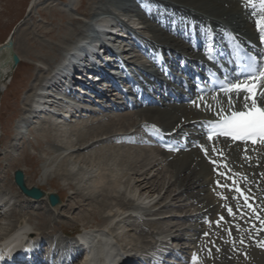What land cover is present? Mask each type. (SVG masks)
<instances>
[{
    "label": "rangeland",
    "instance_id": "374dc122",
    "mask_svg": "<svg viewBox=\"0 0 264 264\" xmlns=\"http://www.w3.org/2000/svg\"><path fill=\"white\" fill-rule=\"evenodd\" d=\"M118 5L125 7L130 13H124L123 10L118 8ZM31 6H33L32 9H30ZM104 13L117 15L127 26L134 29L138 27L139 29H136L138 34L144 36L152 43L154 41L153 36L157 33L155 31L161 28L160 21L166 20L167 23H173L171 20L177 18L187 21V17L185 18L184 14L176 8L163 6L157 0H0V44L5 42L15 27L18 26L14 34L15 49L22 58V62L18 68L4 80L3 88L0 89V191L2 193H8L3 190L10 191L19 200V203H11L8 210L7 208L3 209L6 215L0 214V235L4 232L3 229H7L10 223H16L18 219L19 221L23 220L28 223L32 231L41 234L43 237L44 235L48 237L53 233L61 236L59 237L60 242V240H64L62 237L63 232L75 234L85 229L99 228L104 221L113 217L112 215L119 211L114 206L115 204L117 205L119 204L118 202L124 201L121 205L119 204L120 209L129 200L127 195H122L124 192L119 195L123 196V198L118 196L117 199L115 195L112 196L109 193L105 195L103 190L102 192H97L98 190H96L92 195L95 198H90L87 195L90 192L87 182L98 175L99 169L98 171L96 169L98 161L94 163L92 169L85 168L88 169V172L84 170L87 172L84 178L78 174V170L80 171V167L84 165L82 157H91L90 154L96 157V155H99L98 148L103 145L118 147L119 149L129 146L144 148L145 146L115 145L111 140L110 143L113 145H110L105 144L107 141L100 142L101 139H106L105 137H100L101 139L97 138L90 141L89 145H94L89 147V149L87 148L88 145L85 146V149L84 146L77 145L68 149L64 154L58 155L60 152H55V149L63 148L65 150L66 145L59 138H56L57 136L55 137V133L63 132V128L69 129L73 124L78 122L85 124L87 128L93 131H96V126L102 123L105 124V122L116 124H111V126H119L122 124L121 120H117L119 114L131 113L134 115L135 113V117H139L141 111L146 108L118 113L111 107L107 110L100 109L95 104H91V102L88 104L87 102L86 104L81 102L77 104L78 106H72L71 108L64 106L63 101L58 104L53 102L52 99L56 100V98H52L53 96H49L48 93L58 96L60 91L48 82L46 84L52 88L49 87L46 90L47 93H45L44 99L51 100L55 108L61 106V111L62 108L66 107L74 108L78 111L77 115L75 118L72 117V120H67L61 118V116H54L52 114L50 116L46 112H41L36 113L37 115L34 118L31 117L26 123L22 121V116L27 111L26 109L30 108L28 105L31 99L36 96L41 81L48 75L51 71L50 69L60 61L66 44L72 42L78 35L83 33L86 22H89L93 16L103 15ZM103 35L105 36V33ZM117 41L120 42V39H117ZM125 43H129L130 47H132L131 42ZM129 54L131 56H139L138 61L140 65L146 64L145 62L141 63V57L136 50L131 51ZM53 88L57 91H54ZM111 99H114V95L111 96ZM99 101L106 107L108 106L105 100L100 99ZM85 110H88V112ZM29 112H31L30 109ZM28 115L33 116L34 113L31 112ZM135 117H130L129 125H133L139 121ZM49 120L58 128L54 127L51 129L52 127L48 125ZM151 120L154 119L151 118ZM181 121L183 120L181 119ZM181 121H175L173 126H179V124L183 123ZM132 125L128 129L129 131L133 130ZM126 126H128V123ZM161 126L169 128V130L172 129L167 126ZM54 129L55 132H53ZM137 129V131L141 132V128ZM117 132L125 131H114L108 136L110 137ZM70 137L71 140H76V137L73 135ZM160 156H158L160 159L157 157L154 159L155 161L153 159L149 161L153 165L143 168L141 180L143 184L141 186H138L136 179H134L135 181L132 180L133 187L131 186V188H137L139 191L138 197L141 196L140 202L143 204V207L140 208L141 212H134L130 209L128 213H120L121 215L115 218L112 225L108 229H105L113 235L115 230L118 229L115 236L116 240L120 242V246L122 244L126 245L128 247L126 250L130 253L137 252L140 249L138 247H142L141 249L143 250L145 249L144 247L152 246V240L158 231L168 232L167 236L171 238L175 237L177 240L174 242L175 246L195 247L197 236H201L204 230L199 231L197 229L195 217L189 218V214L196 215L199 211L198 208L200 207L201 209L199 205V203L201 204L200 198L198 200L192 199L188 192L190 189H187L184 185H180L179 182H175V178L176 181L179 180L177 179V171L181 169L180 165L176 167L167 165L166 161H162L165 159L163 158L164 156L162 154ZM176 157L174 155L173 158ZM65 160L68 161L69 166L67 173L65 167L62 166V161ZM131 167H135L134 162H132ZM16 169H23L26 172V176L32 186L36 185L46 190L52 187L54 188L53 191L57 190L56 192L64 199L65 205L73 204V209L69 211L61 210L63 204L58 208L52 209L48 202L46 204L41 203V201L24 200V198L18 196L20 192L14 184L13 177V172ZM128 171L127 176L135 178V171ZM184 171L188 174L192 173V169L187 170V168H184ZM65 173L68 176H65ZM208 187L206 193L211 194L209 190L210 186L208 185ZM86 197L89 200H86ZM103 199L105 201L101 203ZM132 199L134 200L135 198ZM77 202H85V205L83 206L81 203L82 206L79 209L78 205H76ZM143 212L145 213L142 214L144 215L142 218H125L129 214L139 215ZM149 214L152 215L148 216ZM93 218L97 219V221L94 222ZM4 220H6V223ZM7 221L10 223H7ZM89 221L93 223V226L88 225L87 222ZM162 237L165 239L164 236ZM66 246L65 244L60 246V248L66 249L64 250L65 252H68L65 254H74V248ZM68 247L69 249H67ZM204 256L205 254L203 253ZM217 261L223 262L221 259ZM222 262L221 264H223ZM239 263L241 261L236 264Z\"/></svg>",
    "mask_w": 264,
    "mask_h": 264
},
{
    "label": "bare ground",
    "instance_id": "6f19581e",
    "mask_svg": "<svg viewBox=\"0 0 264 264\" xmlns=\"http://www.w3.org/2000/svg\"><path fill=\"white\" fill-rule=\"evenodd\" d=\"M157 1L161 2L163 6H172L176 8L179 12L184 14L183 16H185V18L187 17V21L185 22L179 20L180 18L171 20L173 22L177 21L180 24L183 23L180 28H184L186 25V27H188L187 29L189 30L202 31V30H206V28L210 29L211 27H213L217 29L218 32L220 31L221 33H223V31L226 30L227 31L226 37L227 35L229 36L232 33L231 31H233L245 37L247 40L251 42V44L253 43L254 45L255 44H257L258 46L260 45L259 39L261 38V33L257 29L256 20L259 19L261 16H264V12H262L260 9L259 0H254V2L253 0H157ZM93 20L96 23L97 27L99 28L113 27L112 24L114 23V20L112 18L97 17V18H93ZM199 21H201L200 24L198 23ZM193 22L198 23L196 24V28L192 27L194 25ZM84 28L87 31H89L91 27L90 25L88 26L86 25L84 26ZM155 32L157 33H155L153 36L154 42L156 45H159V47H161L162 49H164L165 47L167 48L181 47L186 50L188 48L184 38L175 39L170 34L172 32V29L163 30L162 28H160L157 29ZM103 33L105 32L103 31ZM85 37L86 36H82V37L77 36L75 38V41L66 44L64 50H66V52L69 53L72 51L75 55L84 57L86 51L82 50L83 45L81 44L85 43L83 42ZM103 37L107 39V36L103 35ZM110 41L111 42H109V44L113 46V48L117 50H121L120 52L122 51L124 52L126 49L130 48L129 43H125V41H121V40L120 42L115 41L116 43H113L111 39ZM10 54H11V50L9 48H5L0 52V88H2V85H4L3 77L5 76L6 73L9 72L10 69V63H11V61H9ZM129 56L131 55L129 54ZM140 57L142 58L141 55ZM138 60L139 58H137V61ZM68 62L69 60L67 59L65 62H62V66L60 67L58 66L59 69L58 73L56 72V74H53V71L51 70L48 73V75L43 78V80L39 85L36 96H34L33 99H31V102L29 103L30 108L28 107L27 111L22 116L23 122L26 123L28 119H30L32 115L30 116L28 114H30L31 112H33L34 113L33 116H35V114L38 113L36 110H43L42 112H46L45 110L47 108H51L55 112L60 111L61 113L65 114L61 116V118L68 120L67 118L68 115L70 117L75 118V116H73L74 115L73 113H75L77 110L71 108L72 106H76L78 103H81L83 101L81 100L80 97H73L71 94L67 92L69 88L71 89L72 87H74L73 82L71 81L74 72L72 71V75H68L67 71L66 70L64 71L62 69L65 63L67 64ZM80 69H82L83 72H86L85 68H80ZM112 75L116 76V78L119 79L117 72H112ZM66 76H67V83H62L61 85L62 82L61 80L65 79ZM48 82L49 84H53L56 87V89L60 91V93H58L59 94L58 96L48 93L49 96H53L52 98L54 97L56 98V100L52 99L53 102L54 103L56 102L58 104L59 102L63 101L64 106H69L71 108L68 107L62 108L61 111L60 109L61 106L55 108L54 103H52L51 100L44 99L45 93H47L46 90L49 87H51L48 84H46ZM99 85L101 87L105 86L101 84ZM58 86H60L61 90L58 88ZM56 89L53 88L54 91H57ZM215 107L216 109H212L213 112L214 111L219 112L223 108V107L222 108L219 107L218 105ZM29 109L31 110V112H29ZM53 111L51 113H47V112L46 113L49 114L50 116L51 114L54 116H58L56 113H53ZM213 114L214 113L204 114L199 112L197 109L189 106H180V107L171 106V107H162V108L147 107L145 110L141 111V115L139 117H135L136 116L135 113L134 115H132L131 113L119 114L118 115L119 118H117V120L119 119L122 121V124L119 126H111V124L113 123H109V122L107 123L104 121L105 124L104 123L99 124V126H96V131H93L92 129L87 128L85 124H81L78 122L76 124H73L69 129L63 128L64 130V131L62 130L63 132L55 133V137L57 136L56 138H59V140L66 145L65 150L63 148L56 147L57 149H55V152H60V154L58 155H62L68 149L72 147H76L77 145L84 146V149L85 146L88 145L87 148L89 149V147H92L94 145V144L89 145L90 141H93L94 139L100 137L104 138V136L109 137L108 135L114 131L127 132V130L130 129L132 125V124L129 125L130 117L133 118L135 117L137 120H139L137 123L132 125L133 127L134 126L137 127L141 124L140 118L148 121H150V119L153 118L154 120H151L150 122L156 125L159 124L170 127L172 128L171 130H173L174 122L178 120L181 121L182 117H186V120H184L185 122H183L184 124L187 121L190 124L195 123L196 125L198 124V121L196 120H199L201 118L204 119L206 117H211ZM127 123L128 126H126ZM48 125L49 127H52L51 129L57 127L53 124L51 120H49ZM167 130H169V128ZM53 132H55V129ZM72 135L76 137V140H71L70 136ZM102 141L103 142L107 141V143L105 144H110V145L112 144L110 143L111 141L108 138L107 140L101 139L100 142ZM203 145L208 147V144L206 143H203ZM233 150H234L233 154L227 153L225 154V157L223 159L217 157L215 153L211 151H209L207 155H204L203 153L198 152L199 149L193 150L189 153L178 154L176 155L177 156L176 158H173L175 154L164 152L161 149H159L156 145L145 146L144 148L129 146L126 148L122 147L121 149H119L118 147L103 145L102 147L98 148L99 155H96V157L92 156V154H90L91 157L90 156L82 157L84 165L80 167V171L78 170V174L82 175L83 178L87 175L85 173L88 172V169L89 168L92 169L94 163L98 161L96 165L97 167L96 169L97 171L99 169V172L97 176L89 179V181L87 182L90 189V192L87 195L90 198H92L93 192H95L96 190H98L97 192L99 191L102 192L103 190V192H105V195L109 193V195L112 196L115 195V197L118 199L120 193L124 192L122 195L124 196L127 195L129 200L128 201L125 200L126 202L122 205L120 209L119 207L121 203H123L124 201L122 200L123 202L121 203L118 202L120 205L115 204L114 206H116L118 208L117 210L119 211L114 213V215H112L113 217H110L106 221H104V223L101 224L99 228H91L84 230L83 234L79 235V239L75 238V239L66 240L62 236L64 240H60V242H59L60 239L59 237L61 236L55 235V233H53L54 235L52 234V236L53 238H55L53 242L56 240L57 243L55 242V245L59 247L64 244L67 246L69 245V247L74 248V251L81 248V243L85 242L88 248L85 251V254H83V258H82L83 261L81 260V264H102L104 262L108 264H124V262H126L131 255V253L126 250L128 249V247H126V245L124 246L123 244L122 247L120 246V242H117L116 240L117 238L115 236L116 233L118 232V229L115 230L114 235L105 229H108L112 225L115 218L121 215L120 213L123 214L128 213L130 209L131 211L134 212H141L140 208L143 207V204L140 202L141 196L138 197L139 191L137 188L136 189L131 188V186L133 187L132 180L135 181L134 179H136L138 186H141L143 184V181H141L143 168L145 166L153 165V163L150 164L149 161H151L152 159L153 160L156 159L158 156L162 154L164 156L163 158H165L164 160H162L163 162L166 161L167 165H170L172 167H176L177 165H180V168L182 169V170L178 169L177 179L179 180L176 181L175 178V182H179L180 185H184L187 189H190L188 191L184 187V189L189 192V195L191 196L192 199L198 200V198H200L199 200H201V204L199 203V205H201V209L199 207L198 210L202 212L200 216L197 218V221L199 222L202 221V222L199 223V227L203 228L204 222L208 219H213V220L218 219L219 221L218 224H214L213 226L209 227L206 230L204 229L207 235H205V237L201 241L202 242L200 249L201 253L199 252L202 260L204 259L205 263H211L212 261H216V264H221L222 261H217L219 259L223 260L222 262L223 264H233L234 261H236L234 264L240 261L241 263L239 264H264V249L261 243L254 241L253 244L249 245L248 248H245L237 242V240L243 239L248 243H252L254 238H258L259 236H262V238H264V232L262 231V227L264 226V221H263L264 220V155L254 154L253 152H251L248 153L249 155H247L248 156L247 157L240 154V151H237L235 149ZM180 155L182 156L180 157ZM160 157H158V159H160ZM226 158H229L227 163H223L222 165L218 164V161L224 162ZM132 162H134L135 164L134 168L131 167ZM231 164L234 166V171L237 173L236 179L244 181V184L248 183L250 189L257 195V197H259L258 208L256 213L260 212L262 214V218L260 219L254 218L252 215L254 213L251 214V212H248V210L236 198L235 194L231 193L227 189H223L220 186L216 185L214 179L220 180V183L222 185L224 184L226 185L227 183H232L231 181H227L226 183V181L222 180L221 177L216 175L214 170L215 168L221 169L222 167H226V165L230 166ZM192 165L193 167H191ZM62 166L65 167V171L67 173V171H69L68 161L66 160L62 161ZM184 168H187V170L192 169V173L188 174L186 171H184ZM84 170L87 172H85ZM128 170L135 171L136 173L135 178L131 176L130 177L127 176L129 173ZM66 173L64 175L68 176V174ZM241 174H243V178H241ZM26 182L28 186H32L27 176H26ZM208 185L210 186L209 190L211 194L206 193L208 190L207 189ZM193 187L195 188L191 189ZM53 190L54 188L50 187L49 190L46 191L47 192L57 191L56 189H55L56 191ZM3 191L8 193H2L0 191V209H2V211H0V214L1 213L5 214V210L3 209L7 208L8 210V207L11 203L14 204L19 203V200L15 198L14 194H12L10 191L7 190H3ZM19 192L21 195L19 194L18 196H21L22 198H24V200L33 201L32 198L26 196L21 191ZM119 197L123 198V196L122 197L119 196ZM132 198L135 199L133 200ZM86 200H89V198H87ZM40 201L41 203L47 204L46 197L41 198ZM104 201L105 199H103L101 203ZM81 203L82 202L76 203L79 209L81 208L82 204L83 206L85 205L84 204L85 202H83L82 204ZM72 206L74 205L73 204L65 205V201H64L61 210L69 211L70 209H73ZM228 207L232 208L233 215H229ZM130 217L131 216L128 215L125 216V218L127 219ZM221 217H223L222 220L220 219ZM93 219L94 222L97 221V219L95 218ZM4 221L6 223V220ZM9 221L12 222V220ZM89 222H87L88 225L93 226V223L90 222L89 224ZM7 223L10 222L7 221ZM19 223L20 221L18 219L16 220V223H13L14 225L10 223L9 227L7 229L6 228L3 229L4 232L0 235L1 236L0 241H2V244L5 247V251L9 253V255L11 254L15 255L16 253H18L17 250L24 242H26V240L28 239L27 235L29 234V232L32 231L28 223L25 222L22 228H19ZM59 234L61 235V233ZM159 234L165 237L167 236L168 232L162 231L161 233L159 232ZM35 235H37V238L43 237L41 234L40 235L35 234ZM231 235H235L237 240L236 239L230 240ZM166 238L172 239L173 237L171 238L167 236ZM51 246H53V244ZM69 247L67 249H69ZM150 249L155 253L157 252L156 247L154 248L151 247ZM248 249H250L251 255L246 254L245 257H243V255H241L240 252ZM31 250L34 251L35 246L32 245ZM203 253L205 254L204 257H203ZM68 255L70 256L74 254L69 253ZM140 255L141 256L143 255L142 256L143 258L144 256H146L145 254H140ZM136 259H139L138 255H136ZM52 264H54V262ZM134 264H142V262L140 260L139 261L137 260V262H135Z\"/></svg>",
    "mask_w": 264,
    "mask_h": 264
},
{
    "label": "snow or ice",
    "instance_id": "6c2138e0",
    "mask_svg": "<svg viewBox=\"0 0 264 264\" xmlns=\"http://www.w3.org/2000/svg\"><path fill=\"white\" fill-rule=\"evenodd\" d=\"M259 6L264 12V0H259ZM256 25L261 33V40L264 41V16L256 20ZM242 74L245 76L243 80L239 77L232 79L225 77L224 80L219 81L220 91L229 96V106H235V101L231 97L235 95L236 98H240L241 93H243V105L240 110L231 111L228 115H224V110L221 109L220 119L209 122L211 124L208 130L209 140L213 138V135H217L231 137L236 141L264 144V68H257L256 62L252 61L244 66ZM236 191L242 196L245 195L239 187ZM245 200L247 201V196ZM228 213L233 215L231 207H228ZM220 219L222 220L223 217ZM197 262L198 257L193 254L192 264Z\"/></svg>",
    "mask_w": 264,
    "mask_h": 264
},
{
    "label": "water",
    "instance_id": "95a60500",
    "mask_svg": "<svg viewBox=\"0 0 264 264\" xmlns=\"http://www.w3.org/2000/svg\"><path fill=\"white\" fill-rule=\"evenodd\" d=\"M7 47L12 48L13 47V41L10 40L7 44ZM13 60H14V65H16L20 58L18 57L17 54H13ZM15 176V182L16 184L20 187L21 191L34 199H41L44 198L45 196H48L49 202L50 204L55 207L58 206L59 204H61V199L59 197V195L55 192H45L44 190H42L41 188L37 187V186H33V187H28L25 181V174L23 172L22 169H18L15 171L14 173Z\"/></svg>",
    "mask_w": 264,
    "mask_h": 264
}]
</instances>
